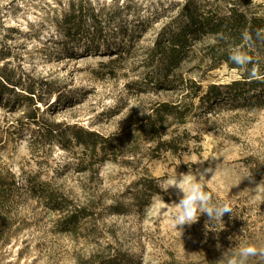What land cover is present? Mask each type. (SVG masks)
I'll return each instance as SVG.
<instances>
[{"label": "rangeland", "instance_id": "374dc122", "mask_svg": "<svg viewBox=\"0 0 264 264\" xmlns=\"http://www.w3.org/2000/svg\"><path fill=\"white\" fill-rule=\"evenodd\" d=\"M185 1L0 0V181L7 192L0 264H102L111 258L120 264H227L224 253L231 257L248 244L264 248V105L255 109L242 100L196 111L184 125L169 119L161 141L144 132L154 107L181 99L151 83L147 63L148 49ZM252 2L264 11V0ZM72 9L83 10L90 32L93 18L100 20L98 49L88 52L91 43L64 36L60 25ZM197 63L193 58L183 65L185 76L201 80ZM237 77L224 67L205 74L204 84ZM31 85L42 96L41 118L114 138L116 147L93 152L39 141L24 118L30 108L22 98ZM172 137L182 146L177 152L161 144ZM189 172L214 199L228 202L233 216L206 227L209 217L202 214L174 228L181 194L161 190L160 183ZM26 180L38 191H29ZM46 182L91 215L65 231L63 214L40 197ZM245 264H264V256Z\"/></svg>", "mask_w": 264, "mask_h": 264}, {"label": "trees", "instance_id": "16d2710c", "mask_svg": "<svg viewBox=\"0 0 264 264\" xmlns=\"http://www.w3.org/2000/svg\"><path fill=\"white\" fill-rule=\"evenodd\" d=\"M65 14L61 23L63 34L70 41L80 43L88 41L89 52L98 49L97 40L103 38L102 24L95 16L94 31L90 32L88 18L80 9ZM98 22V23H97ZM109 49V46H106ZM241 48L252 57V63L242 69L229 59V50ZM193 58L198 59L194 69L201 74L200 79L185 76L183 65ZM256 67L260 78L251 77V69ZM147 67L151 69L150 80L162 90L181 95L176 102H161L152 110L146 122L144 132L151 141H161L169 127L164 124L171 119L175 124L184 125L196 111L206 112L221 104L246 101L252 108L264 105V11L260 5H253L252 0H186L179 5L176 16L158 33L153 46L148 49ZM226 67L235 70L239 77L227 83H205V74ZM8 85H13L10 77L2 75ZM44 90V85L39 86ZM7 88H9L7 86ZM23 96L30 110L25 113L26 124L35 126L41 142L49 145L69 148L73 143L83 145L93 152H106L116 147L114 138L104 137L99 133L66 123L50 122L41 118L42 101L40 90L34 86L25 89ZM178 137L161 142L166 150L177 152L182 146ZM38 141V137L35 139ZM12 187L17 185L14 179ZM24 186L29 191H38L30 180ZM40 195L44 205L63 214L59 220L65 231L79 227L80 223L91 214L86 206L76 205L63 194L58 193L43 183ZM23 187V185H22ZM151 186H149L150 188ZM9 194H12V190ZM152 189V188H150ZM8 194V195H9ZM7 192L0 181V228L7 222ZM0 231V249L5 246L6 233ZM102 264H120L117 258L102 261Z\"/></svg>", "mask_w": 264, "mask_h": 264}, {"label": "clouds", "instance_id": "9594fccd", "mask_svg": "<svg viewBox=\"0 0 264 264\" xmlns=\"http://www.w3.org/2000/svg\"><path fill=\"white\" fill-rule=\"evenodd\" d=\"M229 59L236 66L245 69L252 63V57L241 48L229 50ZM251 77L260 78L258 69L254 66L251 69ZM161 190L167 191L176 188L181 194L179 203H175L176 212L172 217V226L182 230L184 225L196 223L202 214H207L209 225H218L223 222L226 213L233 216V208L226 201L214 199L211 192L206 191V185L200 180L191 178V172L180 174L178 179L168 178L160 183ZM231 239V237H230ZM254 256H264V248H257L255 245L248 244L239 247L231 257H226L225 253L222 259H226L227 264H245V262Z\"/></svg>", "mask_w": 264, "mask_h": 264}]
</instances>
